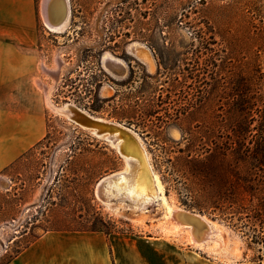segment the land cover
Returning a JSON list of instances; mask_svg holds the SVG:
<instances>
[{
    "label": "rangeland",
    "instance_id": "374dc122",
    "mask_svg": "<svg viewBox=\"0 0 264 264\" xmlns=\"http://www.w3.org/2000/svg\"><path fill=\"white\" fill-rule=\"evenodd\" d=\"M42 1L31 39L19 42V97L2 100L5 111L19 107L28 143L0 172V264L49 231L99 232L89 229L100 219L111 231L100 233L124 237L133 255L164 242L264 264V0H69L60 33ZM105 54L124 67H107ZM70 103L141 136L169 200L218 224L216 246L190 243L159 203L103 202L98 181L126 162L53 107Z\"/></svg>",
    "mask_w": 264,
    "mask_h": 264
},
{
    "label": "crops",
    "instance_id": "0c3cea01",
    "mask_svg": "<svg viewBox=\"0 0 264 264\" xmlns=\"http://www.w3.org/2000/svg\"><path fill=\"white\" fill-rule=\"evenodd\" d=\"M35 21L36 0H0V172L14 164L28 143L21 139L19 107L10 105L5 111L2 100L19 97V42L31 39ZM123 242L128 240L100 232L49 231L7 264H249L238 261L244 258L241 252L216 250L215 256H197L165 249L164 242L154 254L133 255L123 250Z\"/></svg>",
    "mask_w": 264,
    "mask_h": 264
},
{
    "label": "bare ground",
    "instance_id": "6f19581e",
    "mask_svg": "<svg viewBox=\"0 0 264 264\" xmlns=\"http://www.w3.org/2000/svg\"><path fill=\"white\" fill-rule=\"evenodd\" d=\"M42 11L47 27L52 32L60 33L68 22L71 13L69 0H43ZM139 48L140 47H138L137 50L139 54H137L147 61L151 69H153L154 60L151 53L145 47ZM103 60L107 67L114 69H121L124 67L123 61L111 54H105ZM53 107L72 120H74L76 112L71 110V107H75L89 114L71 103L63 107L55 105H53ZM99 120L108 121L102 118ZM100 130H102V128H100ZM100 130L92 131L96 135L103 136L110 141V143L118 149L126 162L124 169L121 170L122 173L118 176L119 180L117 182L108 181L104 188V194L110 200H112L110 197L115 194L116 197L122 200L128 199L133 206L136 204L141 208H146L148 204L159 203V206L163 208L166 221L173 222V230L180 228L185 229L188 233V240L193 245L201 248L215 247L220 235L218 224L203 214L194 213L178 207L169 200L161 176L156 171L147 146L141 136L134 131H132L134 137L131 138L127 134H122L119 129H114L110 134H101ZM107 131H109V129H107ZM122 206H125V204ZM115 208L121 209V207H117V205Z\"/></svg>",
    "mask_w": 264,
    "mask_h": 264
},
{
    "label": "water",
    "instance_id": "95a60500",
    "mask_svg": "<svg viewBox=\"0 0 264 264\" xmlns=\"http://www.w3.org/2000/svg\"><path fill=\"white\" fill-rule=\"evenodd\" d=\"M71 110L76 112V116L74 117L73 122L79 124L80 126H83L85 128H91V130H98V129L100 130V128H102V130H100L101 134H110L114 129H119L122 132V134H127L131 138L134 137L132 134V131L134 130L121 123L110 121V120L108 121L99 120L101 117L94 116L90 113L86 114L85 112L78 110L75 107H71ZM107 129H109V131H107ZM121 170L107 174L98 181L97 186H96L98 190L97 196L103 202L112 201L104 194V188L106 187V184L108 183V181H115V182L118 181L119 179L118 176L122 173Z\"/></svg>",
    "mask_w": 264,
    "mask_h": 264
},
{
    "label": "trees",
    "instance_id": "16d2710c",
    "mask_svg": "<svg viewBox=\"0 0 264 264\" xmlns=\"http://www.w3.org/2000/svg\"><path fill=\"white\" fill-rule=\"evenodd\" d=\"M116 96L117 95H115L112 99L114 100ZM263 105H264V102H263ZM100 223H101L102 226H105L106 225L105 222H103V220H101V219H100ZM102 226H96V225H94V227L91 228V229H89V231H99V232H105L107 234H110L111 233L110 230H105V229L102 228ZM28 245H30V243Z\"/></svg>",
    "mask_w": 264,
    "mask_h": 264
}]
</instances>
